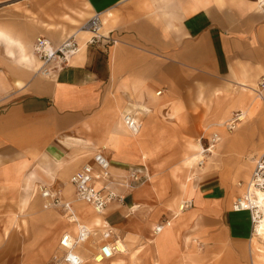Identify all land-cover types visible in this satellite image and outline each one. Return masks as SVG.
Segmentation results:
<instances>
[{
	"label": "crops",
	"instance_id": "obj_1",
	"mask_svg": "<svg viewBox=\"0 0 264 264\" xmlns=\"http://www.w3.org/2000/svg\"><path fill=\"white\" fill-rule=\"evenodd\" d=\"M29 5L25 37L43 36L57 45L99 12L103 33L110 32L117 42L87 45L47 77L37 73L39 61L27 45L0 27V43L18 49L17 57L30 66L13 80L14 87L1 83L10 91L0 105V207L5 208V197L12 191L36 182H56L64 198L74 201L69 177L102 148L112 175L147 172L146 180L141 177L133 188L116 186L124 204L113 201L101 213L80 201L72 205L88 227L118 228L125 214L154 201L145 185L152 182L150 158L164 154L170 141L198 138L207 119L195 109L220 107L213 117L222 133L214 134L211 153L229 155L225 161L231 170L212 161L197 164L194 157L203 146L188 142L172 171L176 192L169 206L172 217L165 219L170 226L157 235L152 232L147 248L153 253L152 264H171L183 257L188 264H249L250 212L234 210L232 204L244 195L240 191L246 190L251 175L249 170L238 172L245 181L237 185L235 172L264 154L260 150L257 158L252 156L261 147L239 150L242 137L251 138L264 123V89L252 80L264 75V0H31ZM242 83L258 87L262 98L231 91L233 84ZM241 109L246 119L234 130L224 129ZM126 112L135 114L136 132L124 126ZM40 200L35 197L34 205ZM165 220L154 223L152 231ZM75 225L69 222L61 236L73 235ZM252 241L257 249L256 239ZM123 246L127 251L126 243ZM78 252L88 260V251Z\"/></svg>",
	"mask_w": 264,
	"mask_h": 264
},
{
	"label": "rangeland",
	"instance_id": "obj_2",
	"mask_svg": "<svg viewBox=\"0 0 264 264\" xmlns=\"http://www.w3.org/2000/svg\"><path fill=\"white\" fill-rule=\"evenodd\" d=\"M5 2L7 3L0 5V27L5 30H10L13 36L20 38L27 45V49L33 52L32 45L34 38L30 39L29 37H25L27 29L26 23L31 16L29 9L31 0H6ZM9 46L10 45L0 43V105L3 103L2 98L4 94L10 91L8 90L5 92L6 90H4L3 87H14L13 80L18 78L19 74L27 71L29 69L28 67H30L23 65L24 62L22 63L20 57H17L18 49ZM40 64L39 61V65ZM262 76L264 75L253 77L252 80L258 85ZM1 83H3L4 86ZM258 86L260 90L264 89V87ZM230 89L231 91L240 89L239 84H233ZM219 109L220 107L214 109V107L211 108L210 106L195 109L199 116L201 115L204 120L207 119L205 123L203 122L200 125L198 138L175 139L170 141L168 146L164 147V154L152 156L150 158L148 161V174L152 177L150 180L152 182L148 181L145 185L148 186H146V188L151 189L154 193V201L150 205L139 207L135 212L129 211L125 214L127 215L125 216L126 221L122 226H118L119 231L117 239L122 238L124 240V243L127 245V251L123 246L121 252H126L122 256L115 253L105 264H152L153 253L149 252L147 248L148 238H152V226L156 222L172 217L169 206L172 195L176 192V185L172 176L173 167L180 164L181 152L184 151L188 142L198 141L204 149H207L210 146L212 133H222V126L217 124L216 118L213 117ZM245 119L246 113H244V119L240 122ZM224 124V129H226V123ZM259 147L261 148L256 151ZM239 150L244 152L250 150L252 152L256 151L252 153V156L253 158H257L260 152L264 150V123L257 125L251 138L245 139L242 137ZM211 152H206L207 160L204 159L205 162L199 163V160L195 162L199 165L203 163L205 165L208 161H212L221 168H225L226 171L231 170L225 161L229 155L224 154L222 156L221 152L217 155H213ZM247 165L235 172V183L238 181L244 183L245 181L241 179L243 176L238 174V172L243 173L244 170H249L250 174H252L253 165H255V163L249 160L247 161ZM182 173L184 172L182 171ZM146 174L147 172L141 175L142 178ZM113 176L119 177L116 175ZM145 180L146 178H143L142 182ZM37 185H45L52 189L59 190L64 197L62 185L56 182L51 184L40 182L33 184L29 183V185L27 184L24 188L12 191L5 197V208L3 209L2 206L0 207V213H4L0 215V264H54L56 257L61 255L58 243L61 234L68 229L69 222L66 221L65 217H62L64 214L60 209L45 207V201L40 197V189ZM244 192L245 188H243V192L242 190L240 191V193ZM37 196L41 199L39 206H35L33 203V199ZM101 227L95 230L96 234L93 236L91 235L88 242H95L96 246H98ZM253 236L254 235H252V237ZM255 237H257V246L264 247V238L256 235ZM88 242L87 245H89ZM253 243L254 242L251 240L249 264H264V259L261 258V255L260 257L255 255ZM89 248L91 249L92 247L89 246ZM188 261V257H183L179 259V261L171 264H188ZM82 264L94 263L88 259Z\"/></svg>",
	"mask_w": 264,
	"mask_h": 264
},
{
	"label": "built area",
	"instance_id": "obj_3",
	"mask_svg": "<svg viewBox=\"0 0 264 264\" xmlns=\"http://www.w3.org/2000/svg\"><path fill=\"white\" fill-rule=\"evenodd\" d=\"M101 14L94 12L82 25L81 28L91 32L87 45H110L117 42V39L110 32L104 34L101 32ZM32 49L34 54L41 62L39 73L47 77H53L57 71L68 65L71 57H73L79 49L78 41L75 35H70L63 39L59 44H53L48 38L38 36L35 38ZM258 85L264 87V76L258 82ZM160 93V91H158ZM238 114L234 115L227 128L232 130L235 128V122L238 121ZM124 126L133 132L139 129V122L135 119V114L126 112L122 116ZM216 132L212 133V136ZM264 155L255 162L251 182L256 183L257 176L260 173L264 177ZM138 171H129L125 176L114 177L110 173V161L102 148H96L91 159L84 163L69 177V182L74 189L75 199L85 204H88L92 209L101 213L110 203L116 200L119 203H124V197L115 191V187H131L138 182L142 176ZM95 183L100 184L96 187ZM40 196L45 201V207L58 208L63 211L64 215L70 216L73 213L70 200H66L59 190L41 185ZM240 198V197H238ZM237 199V198H236ZM234 199L232 207L234 210H248L250 212L251 223L254 228L253 213L251 208H247L240 200ZM98 247L90 258L95 263H101L106 259L113 257L117 253L116 240L118 234L115 228L110 224H104L101 227ZM161 226H157L155 231H159ZM96 231H94V235ZM93 235L92 233L88 235ZM77 240L71 237L70 233L65 234L59 241L60 249L64 250V254L56 257L54 264H82L83 259L75 252Z\"/></svg>",
	"mask_w": 264,
	"mask_h": 264
},
{
	"label": "bare ground",
	"instance_id": "obj_4",
	"mask_svg": "<svg viewBox=\"0 0 264 264\" xmlns=\"http://www.w3.org/2000/svg\"><path fill=\"white\" fill-rule=\"evenodd\" d=\"M102 26H103V23H102V19H101L100 29H101V32L103 33ZM79 32L84 33L85 36H83V38L82 37L79 38L78 37ZM79 32L77 34H74L77 41H78V45H79V49L76 52V54L79 53L83 47L87 46V40L89 39V37L91 35V32L88 31L87 29H84V28H80ZM34 56L38 61H40L35 54H34ZM40 66H41V64H40ZM38 71H39V69L37 70V73H39ZM239 87H240V89H238V90L235 89V90H237V92L239 90L241 92H251L254 95H256L257 97L262 98V95L260 94V92L258 90L259 86L258 87H252V86L247 85L246 83H242V84H239ZM156 94H159V92H157ZM244 111L245 110L241 109V112L234 114V115L238 114V118H237L238 121L235 122V128L237 126V123L244 119V113H245ZM234 115H233V117H234ZM233 117L229 119V121L226 123V126H225V128L229 131H231V130L227 128V125L229 122H231ZM234 129H232V130H234ZM216 140H217V138L213 135L211 140H210L211 142H210L209 148L201 149L200 153L196 157H194V159L199 160V163L203 162L205 157L207 156L206 152H209V151L211 152L214 150ZM262 155H264V154H262ZM260 157L257 159V161L260 159ZM260 163L264 164V161H262V162L260 161ZM262 167H264V166H262ZM257 181H261V183H264V177H262V175L260 173L257 176ZM237 185H241V183H237ZM40 186L41 185H39L38 187L41 188ZM239 197L240 198H237L236 200H240L244 206H246L247 208H251V211L253 213V220L252 221L254 222L253 223L254 228L252 225V232H253L252 234L254 236L252 237L251 240H254L257 238V237H255V235L264 238V184H259V182H256V183L251 182V176H250L249 180L246 183V190H245L244 195L239 196ZM75 201L79 202V200H76L74 198V201H72V202L74 203ZM113 201H116V200H113ZM113 201H110V203H112ZM186 205H188V204L185 203V204L180 205L179 210H182L184 208V206H186ZM72 210H73L72 215H70V216L64 215V216H65L66 220L76 224L75 225L76 232L73 235H71V237H73L77 240V244H76L74 249H75V252L83 259V262H84L85 258L78 252V250L83 249L85 251H88L87 252V254H89L88 259H90L92 257V255L94 254V252L98 246H96L95 242H88L89 239H87V237L91 233L94 235V231L97 228L88 227L86 224L80 222L76 216L73 205H72ZM157 226H161V229L159 231H155V228ZM169 226H170L169 220H165L163 222H160L154 227L153 234L157 235L163 229H165L166 227H169ZM112 227H114V226H112ZM114 228L118 234V231H119L118 228H116V227H114ZM64 235L65 234H63L60 237L59 241L62 239V237ZM90 237H91V235L89 236V238ZM87 242L89 243V245H87ZM58 245H59V243H58ZM123 245H124V240L122 238H119L116 240L117 253L121 252V250L123 249ZM89 246H91L92 248L90 249ZM86 247H87V249H86ZM59 250L61 251V255L64 254V250L60 249V246H59ZM253 250L260 251L262 253V255H264V247H258L257 249L254 248ZM103 262H101V263H103ZM93 263L94 264H101V263H95V262H93Z\"/></svg>",
	"mask_w": 264,
	"mask_h": 264
}]
</instances>
